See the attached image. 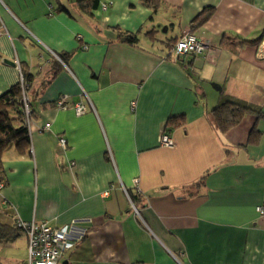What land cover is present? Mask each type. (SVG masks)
I'll list each match as a JSON object with an SVG mask.
<instances>
[{"label": "crops", "instance_id": "obj_1", "mask_svg": "<svg viewBox=\"0 0 264 264\" xmlns=\"http://www.w3.org/2000/svg\"><path fill=\"white\" fill-rule=\"evenodd\" d=\"M104 2L0 0V94L25 70L33 110L28 152H3L0 219L87 227L59 264H264V0ZM188 31L209 47L176 57ZM224 97L262 112L222 132ZM15 239L1 264H29L28 244L3 254Z\"/></svg>", "mask_w": 264, "mask_h": 264}, {"label": "trees", "instance_id": "obj_2", "mask_svg": "<svg viewBox=\"0 0 264 264\" xmlns=\"http://www.w3.org/2000/svg\"><path fill=\"white\" fill-rule=\"evenodd\" d=\"M77 1L79 3L86 1L92 8L100 7L102 2V0ZM142 1L144 4L152 6L153 8H156L159 5L158 0ZM209 16L210 13L200 12V14L192 20V23L201 24L205 22ZM120 37L123 42L128 44H136L140 41L139 36L135 34L123 32L120 34ZM243 43L244 42H240L239 45H242ZM60 58L63 60L62 56H60ZM22 72L24 75V83L22 84L19 81L17 84L0 94V169L3 168V152L8 146L15 145L21 153H26L31 144L28 127L29 124L26 122L23 95L24 92L28 93L29 91L32 76L26 73L25 70ZM28 97L31 105L29 93ZM249 112H256L260 115L262 111L261 108L247 104L243 100H231L230 98L224 97L222 102L213 108L212 119L222 132H226L230 128L238 125L243 117ZM31 116H33V110ZM174 119L175 118H170L169 120L171 128L177 125V122H173ZM20 221V219L17 220V222H13L11 219H0V244L4 241L15 239L20 234L21 228L18 225Z\"/></svg>", "mask_w": 264, "mask_h": 264}, {"label": "built area", "instance_id": "obj_3", "mask_svg": "<svg viewBox=\"0 0 264 264\" xmlns=\"http://www.w3.org/2000/svg\"><path fill=\"white\" fill-rule=\"evenodd\" d=\"M101 5L107 8L108 3L103 0ZM84 47L87 48V45ZM208 47L209 44L205 40L188 31L177 40L172 52L176 57L186 54L196 55L202 53ZM20 82L24 83L23 72L20 74ZM67 99V95H60L56 101L57 106L65 108ZM23 103L26 112V122L30 124L32 120V107L27 92H24ZM132 104L134 106L135 101ZM74 108L78 115L86 112V106L82 101L76 102ZM50 126V123H46L44 129L47 130ZM59 141L64 148H67L68 142L64 137H61ZM161 142L167 146L173 144V140L167 132L162 134ZM135 182L137 183L138 179ZM2 187L3 183L0 182V188ZM134 208L136 213L139 214L138 209L135 206ZM257 211L259 214L264 215V203L257 206ZM18 225L28 236L29 264H59L64 254L79 244L88 234L87 227L80 226L76 222H71L62 227H54L47 221L21 220Z\"/></svg>", "mask_w": 264, "mask_h": 264}, {"label": "rangeland", "instance_id": "obj_4", "mask_svg": "<svg viewBox=\"0 0 264 264\" xmlns=\"http://www.w3.org/2000/svg\"><path fill=\"white\" fill-rule=\"evenodd\" d=\"M24 233L26 234L25 231H24ZM24 233H20V235L16 237V239L14 240V243L12 245L7 246V247H5V245H3L2 246V249H4L3 254H5V251L7 253H15L16 255H18L19 253H26L27 252V244H28L27 243L28 236L26 234V236H27V238H26ZM28 257H29V254H28Z\"/></svg>", "mask_w": 264, "mask_h": 264}, {"label": "water", "instance_id": "obj_5", "mask_svg": "<svg viewBox=\"0 0 264 264\" xmlns=\"http://www.w3.org/2000/svg\"><path fill=\"white\" fill-rule=\"evenodd\" d=\"M213 86H214L215 88H219V89H221L220 86H218V85H216V84H213Z\"/></svg>", "mask_w": 264, "mask_h": 264}]
</instances>
